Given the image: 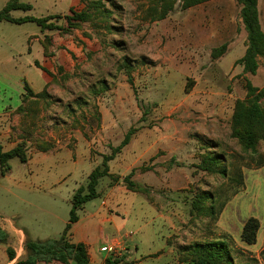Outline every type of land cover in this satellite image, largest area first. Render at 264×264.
<instances>
[{
  "label": "rangeland",
  "instance_id": "374dc122",
  "mask_svg": "<svg viewBox=\"0 0 264 264\" xmlns=\"http://www.w3.org/2000/svg\"><path fill=\"white\" fill-rule=\"evenodd\" d=\"M8 1L0 0V10ZM18 2L31 10L12 17L54 16L48 22L62 32L70 8L89 21L66 34L46 32L56 36L46 62L52 81L35 133L20 138L29 157L47 155L9 161V174L0 177V217L16 216L34 238L57 236L74 192H87L89 174L133 129L107 162L98 197L77 211L80 227L90 222L94 229L75 230L73 240L88 239L101 260L99 248L120 237L124 245L107 257L121 264H197L194 247L221 240L229 264H264V136L260 131L246 149L232 126L236 102L247 100L246 82L264 91V57L255 75L235 64L246 49L238 0L187 9L179 0ZM257 3L264 31V0ZM40 34L35 23H0V110L20 104L25 80L44 85L34 65L42 51L29 40ZM223 44L224 54L212 58ZM260 103L264 108V96ZM208 157L218 161L205 171ZM131 172L133 190L121 182ZM249 218L258 221L252 243L241 238Z\"/></svg>",
  "mask_w": 264,
  "mask_h": 264
},
{
  "label": "trees",
  "instance_id": "16d2710c",
  "mask_svg": "<svg viewBox=\"0 0 264 264\" xmlns=\"http://www.w3.org/2000/svg\"><path fill=\"white\" fill-rule=\"evenodd\" d=\"M182 3V8L187 9L198 4L208 2L210 0H179ZM258 0H238L240 5V19L243 28L246 33V49L243 56L235 61V64L242 66V72L250 75H255L258 69V59L264 57V31L261 28L259 20V12L257 7ZM98 3V2H97ZM100 4V3H99ZM14 10L29 11L31 5L26 3H20L18 0H9L4 7L0 10V23L7 22L11 24H21L25 22L35 23L42 31H58L61 33H68L71 30L77 29V27L83 23L88 22L89 15L84 11L76 12L72 8L69 9V15H65V32H62V28L56 27L48 21L53 19L54 16L34 18L31 16H25L21 18H13L10 13ZM164 15H161L159 19H162ZM61 36V35H60ZM50 36H45L42 46L44 49V56H49V46L51 44ZM226 51V45L223 44L218 48H215L212 53V58L220 57ZM35 66L43 70L45 73L50 74L46 69L40 67L35 62ZM26 97H41L43 94L34 95L32 91L25 85ZM247 100L237 101L235 104L232 126L235 136L241 142L244 148L253 149L259 137L261 131L264 136V108L260 103L261 98L264 96L263 90H258L253 87L250 82H246ZM36 105V103H32ZM37 106V105H36ZM29 111L32 108H28ZM133 135V129H130L124 136L123 140L113 149L112 155L104 156L102 160V168L96 167L88 176V183L86 193L81 187L77 189L70 201V210L68 221L63 229L61 236L58 239H46L32 241L26 238L23 249L24 258L17 260L15 264H50L52 262H59L61 264H68L70 261L75 264H90L86 246L83 243H73L68 237L70 229L74 223L78 220L77 211L82 208L84 204L92 201L98 197L96 193V186L99 179L104 176H108L107 162L114 156L113 153H118L123 147H125ZM46 148V147H43ZM47 149V148H46ZM12 158H17L20 163L24 164L27 161V154L25 143H18L10 151H3L0 144V176L7 175L10 171L9 161ZM208 163L202 165V169L205 171L212 170L210 164L215 165L217 159L211 157L207 158ZM133 172L126 177L121 178V182L126 184L131 190L138 188L135 183L130 181ZM138 190V189H137ZM258 229V221L254 218H249L242 231L241 238L247 243L254 242L255 233ZM8 235L0 227V244L6 243ZM7 256L12 260L15 253L12 249H6ZM194 253L197 255V264H229L230 255L227 243L225 241L217 240L206 243L204 245H196L194 247ZM122 259H113L111 256L106 257L104 264H121Z\"/></svg>",
  "mask_w": 264,
  "mask_h": 264
},
{
  "label": "crops",
  "instance_id": "0c3cea01",
  "mask_svg": "<svg viewBox=\"0 0 264 264\" xmlns=\"http://www.w3.org/2000/svg\"><path fill=\"white\" fill-rule=\"evenodd\" d=\"M257 7H258V12H259L260 25L262 28L259 3H257ZM40 32H41L40 35L30 36L29 40L31 41V43H34V44L36 43L42 51L41 60L40 61L36 60L35 62H37L42 68L46 69L50 73V68H49V66L46 65V62L48 60L47 58L49 56H52V54L48 50L49 56H47V57L44 56V49L42 46V42L44 41V37L47 35L46 32H50V33H55V32L54 31L53 32L47 31V30L42 31L41 29H40ZM42 35H43V38H42ZM47 36H50L53 38V40L51 41V44H52L53 41L55 40L56 36L55 37L52 35H47ZM59 36L60 35H58V37ZM51 44H50V46H51ZM50 46H49V48H50ZM29 51H31V47L29 48ZM35 62H34V65H35ZM40 71L42 73V78L44 79V85L42 87L37 86V88H35L32 85V83H28L26 80L24 82V86L26 85L32 91V93L34 95L44 93L43 96H41V97L27 96L26 97V90L23 88L24 93L21 95L20 104L18 106L7 107V108L0 110V144L3 148V151H10L20 142H24L25 148H26L27 141L24 140L23 137L20 138V136L23 134L30 136L33 133H35V131H36L38 120L41 118V115H43V112H44V107H45L44 103H45V98L48 95V87L52 81L51 74H47L41 69H40ZM32 103H36L37 106L33 105ZM30 107L32 108L31 111L28 110V108H30ZM37 144L39 145V143H37ZM43 147H46V146L42 145L40 147L41 148L40 152H46L47 147L46 148H43ZM26 154H27V151H26ZM40 154L41 155H47L45 153L44 154L43 153H36V155H34L32 158L29 157V155H27L26 163H29L35 156L40 155ZM26 163H24V164H26ZM7 175H5V176H7ZM5 176H3V177H5ZM83 206L80 210H83ZM113 219L114 218L110 216L109 218H107V221H109V223H111ZM66 223H67V221L64 223L63 228L59 229L57 231V236H50V237L45 238V239H39V238L32 237L29 232L19 228L17 226V217L16 216H14L12 220L3 219L0 217V227L8 235L7 245L0 244L2 246L0 249V264H15L17 260H21L24 258L25 253H24L22 243H23V240L25 238H28L32 241L46 240V239H58L61 236ZM80 224H81V218L78 215L77 222L74 223L70 229L68 239L73 243H83L86 246L90 264H104V260L107 257V254H109V253L103 251V247H105V244L99 248V252L104 253V256L102 257V259L99 260L94 254L93 255L91 254L90 242L88 241V239H85V240L82 239V240H76V241L73 240L72 234L74 233L75 230H80L81 233H84V232H89L90 230L94 229V227H95V225L91 224L90 222H86V223L82 224L81 227H80ZM111 226H112L111 229L113 232H115L117 234L120 232V227L118 225H114L113 223H111ZM120 242H121L120 237H112L109 240V244L106 246L107 247H110V246L116 247V245H117V247L120 248ZM15 245H17V246H15ZM8 247L10 249H12L15 253V256L12 260H10L8 258L7 253H6V249ZM125 252L126 251H124L123 254ZM124 256H125V254H124ZM125 260H126V257H125ZM38 264H44V263H38ZM50 264H61V263L52 262ZM68 264H75V263L70 261Z\"/></svg>",
  "mask_w": 264,
  "mask_h": 264
},
{
  "label": "built area",
  "instance_id": "2783aa9c",
  "mask_svg": "<svg viewBox=\"0 0 264 264\" xmlns=\"http://www.w3.org/2000/svg\"><path fill=\"white\" fill-rule=\"evenodd\" d=\"M113 250H114V248L112 246H110V247H107V246L103 247V251H105L107 253H109V252L111 253Z\"/></svg>",
  "mask_w": 264,
  "mask_h": 264
}]
</instances>
